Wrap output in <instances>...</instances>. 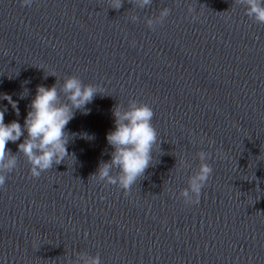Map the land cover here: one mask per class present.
<instances>
[{
	"label": "water",
	"instance_id": "1",
	"mask_svg": "<svg viewBox=\"0 0 264 264\" xmlns=\"http://www.w3.org/2000/svg\"><path fill=\"white\" fill-rule=\"evenodd\" d=\"M110 6L0 0V92L19 107L0 99L5 122L23 124L36 86L67 75L104 92L66 126L92 138H70L75 158L39 177L17 153L24 137L8 142L18 165L0 187V264H73L78 252L101 264H264V23L239 0ZM162 8L169 15L150 29L145 17ZM130 99L152 108L157 143L125 192L91 174L110 159L112 108ZM199 150L213 172L187 203Z\"/></svg>",
	"mask_w": 264,
	"mask_h": 264
},
{
	"label": "clouds",
	"instance_id": "2",
	"mask_svg": "<svg viewBox=\"0 0 264 264\" xmlns=\"http://www.w3.org/2000/svg\"><path fill=\"white\" fill-rule=\"evenodd\" d=\"M21 2L30 6L32 0ZM239 2L245 5L247 16L264 23V0ZM121 3L122 0H110V7L119 8ZM151 3L152 0H135L137 8H145ZM169 12L170 9L162 8L155 17H145L144 22L152 29L162 23ZM130 19L136 21L138 17L132 14ZM61 92L64 100L60 98ZM98 93L104 94L99 87L86 84L75 75L65 76L59 86L57 79L51 86L37 85L23 124L15 119L5 122L7 106L0 105V187L5 183L6 173L17 168V153L26 158L33 177H39L54 165L64 162L69 154L75 158V154L70 153L67 147L70 138L92 137L83 132L70 134L66 131V126L74 118L75 110H80L85 115L90 112L86 106ZM25 94L26 91L22 92L20 98L23 99ZM0 99L7 100L16 115H19L18 101L13 100L11 94L0 92ZM112 116L114 127L105 134L106 141L112 148L110 159L99 162L96 171L91 175L99 181L118 185L127 192L144 175L145 170L154 164L153 151L157 143V131L152 123L154 112L148 104L130 99L126 106L116 104L112 108ZM22 136L24 139L17 145L18 152L12 153L6 147L8 142H16ZM209 156L210 153L204 150L197 152L200 163L188 177L187 187L180 191V196L187 203L199 202L201 190L213 172L207 162ZM182 163L188 166L187 161ZM75 255L78 259L73 264H101L99 255H88L84 252Z\"/></svg>",
	"mask_w": 264,
	"mask_h": 264
}]
</instances>
